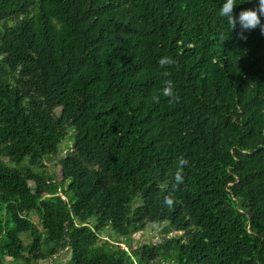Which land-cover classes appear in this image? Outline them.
<instances>
[{"label":"trees","instance_id":"obj_1","mask_svg":"<svg viewBox=\"0 0 264 264\" xmlns=\"http://www.w3.org/2000/svg\"><path fill=\"white\" fill-rule=\"evenodd\" d=\"M63 251L264 264V0H0V264Z\"/></svg>","mask_w":264,"mask_h":264},{"label":"rangeland","instance_id":"obj_2","mask_svg":"<svg viewBox=\"0 0 264 264\" xmlns=\"http://www.w3.org/2000/svg\"><path fill=\"white\" fill-rule=\"evenodd\" d=\"M45 166L47 171H49L53 176L55 181H58L60 179V166L58 163V159L57 157L53 158V159H49L45 161ZM31 220L34 223H38V218L35 214L30 215ZM167 224L163 223V224H155V225H148L145 227V229L141 232L135 233L132 237H131V246L132 248H138L144 244H158L160 243L163 239L168 238L170 236H174L177 234V232H175L174 230H170L169 233L167 232ZM111 233V234H110ZM100 241L106 240L105 238H107L108 240H117V236L114 234L113 231L106 229L105 233L100 235ZM21 238H23V235L21 236ZM113 238V239H111ZM24 243L28 244V242L30 241L29 237L24 235ZM121 248H124L126 250V247L124 244L120 245ZM69 257V252L68 251H63L60 252L57 256H56V263L57 264H65V262L68 260ZM33 264H51L50 260H41V261H37L34 262Z\"/></svg>","mask_w":264,"mask_h":264}]
</instances>
